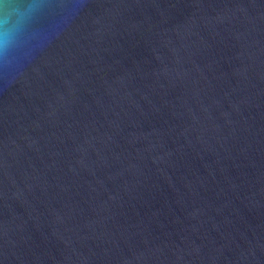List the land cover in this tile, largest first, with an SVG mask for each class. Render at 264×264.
<instances>
[{"label": "water", "instance_id": "obj_1", "mask_svg": "<svg viewBox=\"0 0 264 264\" xmlns=\"http://www.w3.org/2000/svg\"><path fill=\"white\" fill-rule=\"evenodd\" d=\"M5 15L0 264H264V0Z\"/></svg>", "mask_w": 264, "mask_h": 264}, {"label": "clouds", "instance_id": "obj_2", "mask_svg": "<svg viewBox=\"0 0 264 264\" xmlns=\"http://www.w3.org/2000/svg\"><path fill=\"white\" fill-rule=\"evenodd\" d=\"M7 15H5L3 20H0V24L7 25ZM7 30L5 31L4 35L7 36ZM9 41L7 39H4V49L8 47Z\"/></svg>", "mask_w": 264, "mask_h": 264}]
</instances>
